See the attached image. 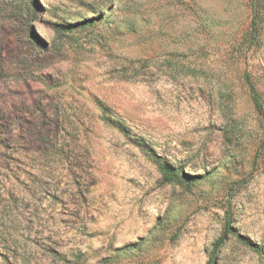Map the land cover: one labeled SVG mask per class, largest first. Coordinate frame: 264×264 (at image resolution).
Returning a JSON list of instances; mask_svg holds the SVG:
<instances>
[{
    "label": "rangeland",
    "instance_id": "1",
    "mask_svg": "<svg viewBox=\"0 0 264 264\" xmlns=\"http://www.w3.org/2000/svg\"><path fill=\"white\" fill-rule=\"evenodd\" d=\"M208 263L264 264V0H0V264Z\"/></svg>",
    "mask_w": 264,
    "mask_h": 264
},
{
    "label": "trees",
    "instance_id": "2",
    "mask_svg": "<svg viewBox=\"0 0 264 264\" xmlns=\"http://www.w3.org/2000/svg\"><path fill=\"white\" fill-rule=\"evenodd\" d=\"M249 90H250V95L251 99L256 107H260L258 95L252 86L251 83H249ZM158 171L160 173V176L162 178V181L165 183H171L174 181H180L181 179L188 177L190 180H194L197 176L196 175H189L186 173H183L180 169L174 168L171 165L168 164H160L158 166ZM222 241V238L218 240L216 243V246ZM209 264V263H208Z\"/></svg>",
    "mask_w": 264,
    "mask_h": 264
}]
</instances>
